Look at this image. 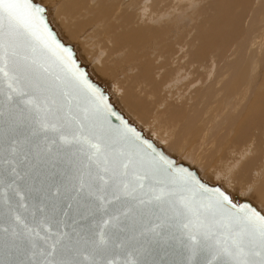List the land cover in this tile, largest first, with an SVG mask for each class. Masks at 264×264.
I'll return each instance as SVG.
<instances>
[{
	"label": "snow or ice",
	"instance_id": "1",
	"mask_svg": "<svg viewBox=\"0 0 264 264\" xmlns=\"http://www.w3.org/2000/svg\"><path fill=\"white\" fill-rule=\"evenodd\" d=\"M44 12L0 0V264H264V211L131 127Z\"/></svg>",
	"mask_w": 264,
	"mask_h": 264
},
{
	"label": "bare ground",
	"instance_id": "2",
	"mask_svg": "<svg viewBox=\"0 0 264 264\" xmlns=\"http://www.w3.org/2000/svg\"><path fill=\"white\" fill-rule=\"evenodd\" d=\"M35 1L39 3L43 0H40L39 2L37 0ZM48 1L45 2L47 3ZM82 1L83 0H62L61 6L54 5L55 7L50 8L55 11L57 17L61 16L60 18L63 20V25L64 23L66 24V27L69 29L71 35H74L75 30L77 31L86 23L84 21L86 20L84 16L88 14L87 11L91 12L92 10H95V13H93L90 17L91 28L89 29H92L95 24L100 29L102 27V31H99L100 29L98 30L97 28V31L102 33L103 28L106 25L108 30L116 32L110 35L112 39L109 36L107 37L109 40L106 38L107 41H110V39L113 41L112 48H108L109 45L108 47L104 48H108L105 50L107 51L108 58L112 53H116L115 50L117 49L126 53L124 58L121 59L120 62L118 61L116 66L114 64L115 62L112 63L113 65L111 68V74L116 71V68L117 70L121 68L120 70H123L124 73L122 75L123 77L121 76L122 80L120 82H117L116 79L115 84L110 83L109 85H111L113 91L115 90V96L117 92L120 91L117 97H119L124 102L129 111H131L135 117L141 118L145 116V118H147L146 116L149 109H153V107L155 108L152 110V114L154 113V116L152 117L150 124H152V130L154 131L152 136L157 138L155 140L153 137H150L151 135H148L149 133H145L148 137L163 147L164 151L168 155L176 158L178 161H183L189 166L194 167L198 171L200 177L206 181L208 180L204 178L203 174L206 173L205 169L207 168L210 169L218 166L221 168H227L228 172L230 170H234V173L238 176L235 179H233L231 177L232 175L230 176L228 172V174L226 172L225 174L215 173L216 176H213L215 178L217 177L223 179V184H221L225 187V183H227L228 186L226 187H228V189L230 184H233L234 181H237L236 179L240 177H242L244 180L248 179L249 174L247 175L246 171L251 173L255 166H257V168H264V141L258 142V137L262 136L261 132L259 136V131L262 129H258L257 127H264V89L260 85L256 86L253 84L254 80L256 81L257 78L258 80L261 78L259 71L261 72V67L264 65V0H212L210 3H208L209 8L212 11L208 18L206 17L205 19H202L203 11L198 13L200 21L196 25L197 29L195 30L196 34L194 38H191L192 35L189 38V34L187 32V28H189L187 27V20L189 19H187L188 16L186 17L187 20H182L181 18L182 21L178 23L177 18L183 15V11L182 9L179 10L178 8H172L171 6L174 4L169 6L166 2H164L169 7L166 5H160L157 7L154 0H128V2L125 0H120L121 3L119 2L117 4H113L114 2L112 1L113 3L111 2V4L109 2L110 5H117V7H119L120 5H123L122 2L125 1V8L135 9V7H138V9L135 11V17L131 15V13L128 14L120 10V12H122L117 17L119 19V21H117L118 23L116 22L117 24H109V10H107L108 6L106 8L101 7L104 5L105 0H96V3L93 5L90 3L89 5H85V2L82 3ZM118 1L119 0H117V2ZM191 2L193 1L191 0L190 3ZM170 3L172 4L171 0ZM50 6H52L51 3ZM178 6L180 7V5ZM183 6L184 8L186 7L184 4ZM44 7L47 10L48 20L55 28L57 35L65 43L70 44L68 41L66 42L62 38V36L65 37V35H62L63 33H61L62 36L60 35L62 30L61 25L59 26L57 23H55L56 21H53V23L51 22L48 14V7ZM201 9L198 7V11ZM68 10H72L75 15L67 14ZM195 10L197 11V8ZM113 12L115 11L113 10ZM53 17L55 19L57 18L55 16ZM114 20L116 19H113L112 23H114ZM82 21H84V23H82ZM54 23L57 27L59 26V28H57ZM156 23H158V25H154ZM71 25L75 28V30H70ZM172 25L175 26V32L177 30L178 34L177 32L175 34L174 29H169V27ZM242 25H244V27H242ZM166 27H168L167 30ZM58 29H60V32H58ZM93 31L97 32L96 30ZM141 31H148L152 37L156 36L155 38L147 40L150 43V48L148 46H145L146 48L143 47L142 36L140 35ZM88 32L85 33L88 34ZM192 32L194 33V31ZM227 32H229L230 37L233 36V38L237 39L236 43L233 42L234 46L231 42L226 44L224 43V38L228 34ZM231 32L232 35L230 34ZM166 33L167 35H169L168 33H172L171 37H167ZM91 34H88L89 36L85 35L88 40L84 41L86 45L90 43L88 44L89 46H87V48H91L92 45V48L95 50L96 56L93 58L91 57L94 64L96 66H101L103 65L101 57V54L103 53H98V51L102 52L99 48V45L101 44L98 45V43L101 42L96 41L93 43V39L95 38L89 40V38L93 37L92 35L98 36V33ZM108 34L109 33H106V35ZM163 34L166 35V38L163 37L164 39H161L159 36H162ZM68 39L66 38V40ZM70 45L73 46L75 51H77L74 45ZM87 48L85 46L84 49L88 51L89 49ZM92 48L91 50H93ZM231 48L232 50H230ZM91 50L90 52H93ZM226 51H228V54H226ZM131 52H135L136 55L131 56ZM87 54L92 55V53ZM153 55L154 60L151 62L150 57ZM81 58L80 60L84 62L85 58L84 60ZM258 58L261 60L260 63L257 61ZM105 59L107 60V57ZM158 59L159 62L154 64ZM254 62H256V66H253ZM131 64H135L136 71L135 73L131 72L132 74H128L133 69H130ZM172 64L174 65L172 66ZM242 64H244L246 70L250 71H239V68ZM90 66L89 76L96 81V79L99 77H95V79L94 75H96L95 73L98 72L94 73L95 70L91 72ZM92 67L94 66H91V68ZM103 69L104 68L99 69V71H105ZM183 69H188L189 75L186 74L184 77L179 76L177 78L176 74L180 71H184ZM161 70L163 71L159 75L158 72L154 73L155 71ZM253 70H255L256 74H252L254 72ZM120 74L122 73L120 72ZM156 75L158 76L155 77ZM175 77L177 78L175 79L176 81L173 80ZM187 77L192 79L191 82L193 81V83L189 86V89H195L191 94H186L188 93V87L186 86V93L183 92V95H179L180 91L178 92L176 90L177 95L173 96H175L174 98L176 99L181 98V100L183 99L184 102H188V106L185 107V113L187 116H194V118L184 124L183 127L180 125H171L172 119L178 117L181 112L180 110H174L173 112L167 111L168 105L166 102V96L168 95L169 98H173L171 97V92L167 89H171V91H173L172 88H180V84H178L179 81L187 82L185 81ZM165 80L167 83L169 80H173L176 83L173 82L162 89V85L166 83ZM250 81H252L253 85H249ZM125 82L126 84L122 88H119V85H117V83L123 85ZM237 87H240L241 89H238ZM159 90H164L163 92L166 93L164 98H161V92ZM108 92L109 94L111 93L110 91ZM110 100L126 116L129 114L132 116L131 113H128V115L126 114V112L120 107L119 100L118 104L112 95L110 96ZM148 103H150L151 106H149ZM146 105L148 106V111L146 110ZM157 120H159V125L156 123ZM253 125L255 129H253V136L248 142L250 145L246 143V147L243 146L244 144L240 146L237 141L241 143ZM142 127L140 128L143 129ZM222 142H225L226 146L228 147L226 150L227 155L231 154L232 152L240 151L241 157L238 162H235L234 158L230 160L232 155L228 159H220V155L225 148ZM184 149L185 152H183ZM206 150L208 151L209 155L204 158L206 153L204 155L201 153L205 152ZM201 156L204 159H201ZM182 157L188 159L190 162L192 160L197 161L201 165V168H198L200 167L199 164L198 166L193 164L195 161L189 163L187 160L182 159ZM213 157H217L218 160L212 161ZM229 162L231 163L230 166H228ZM202 168H204V170ZM255 173L256 174L254 175L256 178H262L258 180L256 187H252L254 190L248 187L247 191H245V197L243 196L244 194L241 195L239 192V195L237 194V196L241 195L242 197L249 199L259 209L264 211V207L262 205L264 204V175L263 171L260 173L256 170ZM250 176L252 177V175ZM217 178L216 182H221L219 180L217 181ZM255 180L257 181V179H254L253 183H255ZM229 181L233 182L230 183ZM251 183L250 185L252 186ZM210 184H215V182H211ZM249 190L250 192H248ZM249 193H251V195H248ZM252 197H257V202H255V198L253 199ZM258 201H260V203H258Z\"/></svg>",
	"mask_w": 264,
	"mask_h": 264
},
{
	"label": "rangeland",
	"instance_id": "3",
	"mask_svg": "<svg viewBox=\"0 0 264 264\" xmlns=\"http://www.w3.org/2000/svg\"><path fill=\"white\" fill-rule=\"evenodd\" d=\"M38 2L40 1V0H37ZM42 1V0H41ZM45 1H48V0H43L42 2H39L41 5H43V6H46V7H48V10H49V12H48V14H49V17H50V20H51V22L53 23V21L55 22V23H57L59 26L61 25V32H60V29H58L59 31L58 32H60V35H61V33H63L62 35H65V37L68 39V40H66V38L65 37H63L62 35V38L67 42L68 41V43H70V44H72V45H74L75 46V49L77 50V55H78V57L79 58H81L82 56V60H84V58H85V60H84V62H86L85 64H88L89 66H90V64H91V66H94V67H92L91 68V66H90V71L92 72V71H94V73L95 72H98V73H95L96 75H94V73H93V75H94V78L96 77V78H98V79H96V81H99V80H101V81H99L106 89H109L108 91H110L111 93V95L114 97V100L115 99H118L119 97H117L118 96V94H119V92H117V94H116V96H115V94H114V91L112 90V87H111V85H109L110 83H116V79H117V82H120L121 80H122V75H123V70H120V69H118L117 70V68H116V71L113 73V74H111V68H112V63H114L115 64V66H116V64H118V61L120 62V60L121 59H123L124 58V56H125V52H123L122 50H119V49H117V50H115L116 51V53H112L110 56H113V57H110L109 56V58H108V55H107V51H105V50H107L108 48H112V38H111V36L110 35H112V33L114 34V33H116L115 31L113 32L112 30H108L107 29V27H106V25L104 26V28H103V32L102 33H100V32H98L97 31V28H98V26H96L94 23V27H92V29H89V28H91V22H90V20H91V16H92V14L93 13H95V10H92L91 12L90 11H87L88 12V14H86L84 17H85V19L86 20H84L86 23L81 27V28H79L77 31L75 30V28L71 25V27H70V30H75V33H74V35H71L70 34V32H69V29L66 27V24L64 23V25H63V20H62V18H60L61 16H59V17H57V14L55 13V11L53 10V9H51L52 7H55L54 5H57V6H61V2H62V0H49L47 3L45 2ZM88 1V0H87ZM87 1H82V3L83 2H85L84 4L85 5H89V3L91 4V5H93V4H95L96 3V0H89V1H92V2H89L88 1V3H87ZM105 1H106V3H105ZM104 1V5H102L101 7H107V10H109V13H110V16H109V13H108V17H109V20H108V23L109 24H115L117 21H119V19L117 18L118 17V15H120V13L122 12V11H124L125 13H128V14H130L131 13V15H133L134 17H135V11L138 9V7H135V9H128V8H125V6H124V3H125V5H126V2H128V0H125L124 2H122L123 3V5H120L119 7H117V5H110L111 4V2L113 3V4H117V3H121V1L119 0L118 2H117V0L115 1V0H105ZM151 1H153V0H151ZM180 1V0H179ZM179 1H177V0H171V2H172V4L170 3V0H154V2H155V4H156V6L157 7H159L160 5L162 6V5H166V6H171V5H173V6H171L172 8H178L179 10H181L182 9V11H183V15L182 16H180L179 18H177V21H178V23L180 22V21H182L183 19H186V17H187V21H188V23H187V27H189V28H187V32H188V34H189V38L191 37V35H192V37L191 38H194V36H195V34H196V25H197V23L200 21V17H199V12H201V11H203V16H202V19H205L206 17L208 18L210 15H211V13H212V11L210 10V8H209V4L208 3H210L212 0H192L193 2H191L190 3V1L191 0H181L180 1V3H179ZM51 3V5L52 6H50V3ZM109 2H110V4H109ZM163 2V3H162ZM164 2H166V3H164ZM175 2V3H174ZM44 3V4H43ZM193 3V4H192ZM206 3V4H205ZM102 4H103V2H102ZM180 5V7L178 6V5ZM181 4H182V6H181ZM183 4L186 6L185 8H184V6H183ZM208 4V5H207ZM48 5V6H47ZM127 5H128V3H127ZM83 6V5H82ZM94 6H96V5H94ZM168 6V7H169ZM178 6V7H177ZM51 7V8H50ZM83 7H85V6H83ZM140 7V6H139ZM182 7V8H181ZM198 7H199V9H201V10H199L198 11ZM201 7V8H200ZM207 7V8H206ZM111 8H113V9H111ZM197 8V11L195 10V9ZM209 8V9H208ZM113 10L115 11V12H113ZM120 10H122L121 12H120ZM128 12H127V11ZM185 10V11H184ZM193 12H195V13H193ZM112 13V14H111ZM114 13V14H113ZM56 14V15H55ZM67 14H69V15H72V14H74L73 13V11L72 10H68V12H67ZM117 14V15H116ZM187 14V15H186ZM75 15V14H74ZM53 16H55V17H57L56 19L53 17ZM190 16V17H189ZM110 17H112L113 19H116V20H114V23H112L113 22V19L112 18H110ZM181 18H182V20H181ZM193 18H195V19H193ZM60 19V20H59ZM118 19V20H117ZM98 20V19H97ZM163 20H165V19H163ZM84 21H82V23H84ZM103 21V20H102ZM55 23H54V25H55ZM104 23V22H103ZM118 23V22H117ZM116 23V24H117ZM196 23V24H195ZM135 24H136V22H135ZM191 24V25H190ZM154 25H158V23H156V24H154ZM56 26V25H55ZM59 26L57 27V28H59ZM93 26V25H92ZM133 26V25H132ZM153 27H155V26H153ZM242 27H244V25H242ZM94 28V29H93ZM175 28V26L174 25H172V26H170L169 27V29H174ZM192 28V29H191ZM100 28H98V30H99ZM168 29V27H166V30ZM90 31V32H88V31ZM93 30H96L97 32H95V31H93ZM231 30V29H230ZM264 30V29H263ZM99 31H102V27H101V29L99 30ZM190 31V32H189ZM192 31H194V33L192 32ZM88 32V34H91V32H92V34H96V33H98V36L97 35H92L93 37L92 38H89V40L90 39H93V38H95V39H93V43H95L96 41H98V42H101V43H98V45L99 44H101V45H99L100 47V51H102V52H99L98 51V53H103V54H101L102 56V61H103V65H101V66H96L95 64H94V62H93V57L94 56H96V54H95V50L92 48V45H91V48L93 49V50H91V48L89 47V48H87V46H89L88 44H90V43H88L87 45L85 44V41L86 40H88L87 39V35L88 34H86V33ZM94 32V33H93ZM105 32V33H104ZM174 32H175V29H174ZM176 32H177V34H178V31L176 30ZM176 32H175V34H176ZM64 33H66V34H64ZM106 33H109L108 35H106ZM111 33V34H110ZM228 33V34H227ZM226 34V36H225V38H224V43L226 44V43H228V42H231L232 43V45L234 46V43H236V41H237V39L236 38H233V36L232 37H230V35H229V32H227ZM100 34V35H99ZM169 35H167V33H166V35H167V37H171V34L170 33H168ZM231 35H232V32L230 33ZM86 35V36H85ZM106 35V36H105ZM140 35L142 36V42H143V47L144 48H146L147 46L150 48V43L147 41V40H149V39H151V38H155L154 36L152 37L151 36V34H149L148 33V31H141L140 32ZM164 35V36H163ZM162 36H159L161 39H164L163 37H165L166 38V35L165 34H163ZM72 36H73V41H72ZM85 38H84V37ZM89 36V35H88ZM110 37L111 39H110V41H107V40H109V38H107V37ZM70 37H71V39H70ZM147 37V38H146ZM158 37V36H157ZM75 38V39H74ZM79 38V39H78ZM106 38H107V40H106ZM145 38V39H144ZM103 41H102V40ZM83 42H82V41ZM85 40V41H84ZM104 40H105V42H104ZM146 42H145V41ZM231 40V41H230ZM150 41H152V40H150ZM82 42V43H81ZM234 42V43H233ZM79 43H80V47H79ZM84 43V44H83ZM111 43V44H110ZM147 44V45H146ZM230 44V43H229ZM82 45V46H81ZM86 46V48L87 49H89L88 51L87 50H85L84 48H85V46ZM104 45V46H103ZM108 45H109V47H108ZM111 45V46H110ZM146 46V47H145ZM83 47V48H82ZM104 47H108V48H104ZM233 48V47H232ZM232 48L230 49V50H232ZM104 49V50H103ZM85 50V51H84ZM90 50L91 51H93V52H90ZM110 50V49H109ZM87 51V52H86ZM104 51H105V53H104ZM79 52V53H78ZM87 53H92V55L91 54H87ZM120 53H122V54H120ZM150 53V52H149ZM84 54V55H83ZM115 54V55H114ZM226 54H228V51H226ZM100 55V54H99ZM133 55H136V53L135 52H131V56H133ZM92 57V58H91ZM107 57V60L105 59ZM163 57H165V56H163ZM163 57H162V59H163ZM142 59H144V58H142ZM153 60H154V55L153 56H151L150 57V61L151 62H153ZM106 61V62H105ZM132 61V60H131ZM257 61L260 63L261 62V60L258 58L257 59ZM256 61V62H257ZM159 62V59L154 63V64H157ZM256 62H254L253 63V66H256ZM257 62V63H258ZM174 64H172V66H173ZM264 65H262V67H261V72L259 71V73L261 74V78H259V80H258V78H257V80L255 81L254 80V85H256V86H261V87H263V89H264ZM102 68H104L103 70H105V71H99V69H102ZM133 68V69H132ZM216 68V67H215ZM218 68V67H217ZM92 69V70H91ZM130 69H132L128 74H132V73H135V71H136V69H135V64H131V66H130ZM219 69V68H218ZM241 69V70H240ZM243 69V70H242ZM184 70V69H183ZM188 70V69H187ZM187 70H184V71H180V72H178L176 75V77L178 78L179 76H182V77H184L186 74H188L189 75V70L187 71ZM247 71V72H249L248 70H246L245 69V66H244V64H242L241 66H240V68H239V71ZM162 71L163 70H161V71H155L154 73H157L158 72V75L160 74V73H162ZM186 71H187V73H186ZM244 71V72H245ZM254 72H255V70H253ZM120 72L122 73V74H120ZM132 72V73H131ZM252 73V74H256V72L255 73ZM182 73V74H181ZM185 73V74H184ZM100 75V76H99ZM158 75H156L155 77H157ZM122 76V77H121ZM174 78L173 80H175V79H177V78ZM190 77H187L186 78V80L185 81H187V82H184V81H182V82H184V83H182L181 81H179V83L178 84H180L179 86H180V88H177V89H173L172 88V90L173 91H171V89H167L168 91H170L171 92V97H173L172 99L171 98H169V96L167 95L166 96V93H164L163 91L164 90H162V91H160L161 90V88H160V92H161V98H164L165 96H166V102H167V105H168V108H167V111L168 112H173L174 110H180V112H181V114L178 116V117H176V118H174V119H172V121H171V125H180V126H184V124H186L187 122H189V121H191L193 118H194V116H187L186 115V113H185V107H187L188 105H187V103L188 102H184L183 101V99L181 100V98H174L177 94V91L179 92V95H183V92H185L186 93V89H187V87H188V89H187V92L188 93H186V94H191L192 93V91L195 89V88H190L189 89V86L193 83V81L191 82V80L192 79H189ZM191 78H193V77H191ZM115 79V80H114ZM188 79V80H187ZM128 80H129V78H128ZM171 81V80H169L170 81V83H169V81H168V83H167V81H166V83H164L163 85H162V89L164 88V87H167L169 84H171V83H173V82H175V81ZM109 81H111V82H109ZM107 82V83H106ZM109 82V83H108ZM188 82H190V83H188ZM176 83V82H175ZM126 84V82L123 84V85H121V84H119V83H117V85H119V88H122L124 85ZM252 84V81H250L249 82V85H253ZM109 86V87H108ZM181 86H183V87H181ZM187 86V87H186ZM186 87V88H185ZM196 87V86H195ZM182 88H183V91H182ZM238 89H241L240 87H237ZM179 89V90H178ZM177 90V91H176ZM113 93V94H112ZM163 93V94H162ZM185 94V95H186ZM165 95V96H164ZM173 95H175V96H173ZM120 99V98H119ZM118 99V100H119ZM118 100H115L118 104H119V102H120V107L126 112V114L128 115V113H131V115L132 116H134V114L131 112V111H129V109L127 108V106L124 104V102L120 99L119 100V102H118ZM180 100H181V103H180ZM180 103V104H179ZM148 105L149 106H151V104L150 103H148ZM154 105H155V103H154ZM153 109H155L154 107H153ZM153 109H149V111H148V106L146 105V110L148 111V113H147V118H145V116H143V117H141V118H137V117H132V116H130V114L128 115V116H126V117H128L133 123H135L136 125H138L139 127H142V126H145V127H142L143 129L142 130H146V131H144L145 133H149L148 135H151L150 137L152 138L153 136H152V133L154 132L153 130H152V124H150V121H151V119H152V117L154 116V113L152 114V110ZM128 112H127V111ZM157 112V111H156ZM150 113V114H149ZM159 113H160V111H159ZM169 114V113H168ZM170 115V114H169ZM264 120V119H263ZM156 123H157V125H159L158 123H159V120H157L156 121ZM258 127V129H262V130H260L259 131V136H260V132H261V137H258V142H263L264 140H263V136H264V127H262L261 128V126H257ZM253 129H255V127H254V125L252 126V128L251 129H249L250 131H248L247 132V134H246V136H245V138H244V140H242V142L241 143H239L238 141H237V143L240 145V146H242L243 144V146H245L246 147V145L248 144V142L250 141V138L253 136ZM148 131V132H147ZM151 133V134H150ZM156 137V136H155ZM154 138V137H153ZM157 138V137H156ZM156 138H154L155 140H156ZM157 141H159V140H157ZM216 142V141H215ZM247 143V144H246ZM222 144L225 146V148H224V150H223V152H222V154L220 155V159H223V158H225V159H228L229 157H231V155H232V157L230 158V160H232L233 158H234V160H235V162H238L239 160H240V157H241V154H240V151H238V152H232L231 154H226V150L228 149V147L226 146V144H225V142H222ZM246 144V145H245ZM248 145H250V144H248ZM252 149H253V147H252ZM241 150V149H240ZM254 150V149H253ZM183 152H185V149L183 150ZM206 153V156H204V158L205 157H207L209 154H208V151L206 150L205 152H202L201 154H205ZM200 154V155H201ZM223 155V156H222ZM214 156H216V155H214ZM228 156V157H227ZM180 157V156H179ZM181 158V157H180ZM201 159H204L202 156L200 157ZM214 158V157H213ZM212 158V161H216V160H218L217 159V157L216 158H214L213 159ZM182 159H184V160H187L189 163H191V162H193V161H195V160H192L191 162L188 160V159H185V158H183L182 157ZM244 160H246V159H244ZM197 164H196V163ZM195 162H193V164L195 165V166H198V162L197 161H195ZM200 165V164H199ZM231 165V163L229 162V165L228 166H230ZM257 165V164H256ZM198 168H201V165H200V167H198ZM203 170H204V168H202ZM208 169V170H207ZM207 169H205L206 170V173H205V171H204V173L206 174H203V172H202V174L204 175V178H206L208 181H209V183H211V182H215V183H218V184H220V185H222L223 183H222V181H224L223 179H221V178H217V181L219 180V181H221V182H216V178L215 177H213L214 175L216 176V174H225V172L227 173L228 172V169L227 168H221V167H218V166H216L215 168H207ZM238 169V168H237ZM219 170V171H218ZM256 170L258 171V172H260V173H262V171H263V175H264V168L262 167V168H257V166H255L254 167V169H253V171L250 173L249 171H246L247 172V175H248V179H246V180H244L242 177H240V178H238V179H236L237 181V183L234 181H229L230 183H232L233 182V184H230L229 185V189H228V187H226V186H228V184L227 183H225V187L228 189V190H230L231 192H234L236 195L238 194L239 195V193H241V195H243L244 197H245V195H246V192L245 191H247V189H248V187H250V188H254V187H256V185L258 184V180L259 179H261L262 177H259V179L258 178H256L255 177V175L254 174H256L255 172H256ZM214 173V174H213ZM216 173V174H215ZM229 175L233 178V179H235V178H237L238 176L234 173V170H230L229 172ZM227 173V174H228ZM259 173V174H260ZM250 175H252V177L250 176ZM247 177V176H246ZM242 178V179H241ZM254 179H257V181L255 180V183H253L254 182ZM231 180V179H230ZM239 180V181H238ZM253 180V181H252ZM264 180V179H263ZM240 181H241V183H240ZM243 182H245V183H243ZM252 184V186L250 185V183ZM222 183V184H221ZM240 183V184H239ZM249 185V186H248ZM233 187V188H232ZM242 187V188H241ZM247 187V188H246ZM246 188V189H245ZM252 188V189H253ZM234 190V191H233ZM243 190V191H242ZM254 190V189H253ZM242 191V192H241ZM239 192V193H238ZM245 192V193H244ZM248 192H250V190L248 191ZM240 195V196H241ZM242 197V196H241ZM243 197V198H244ZM250 198V197H249ZM253 199L255 198V197H252ZM251 198V199H252ZM252 199V200H253ZM255 202H257V197L255 198ZM258 203H260V201H258ZM257 203V204H258ZM259 205V204H258ZM263 205V207H264V204H262ZM261 206V205H260ZM262 207V206H261ZM262 207V208H263Z\"/></svg>",
	"mask_w": 264,
	"mask_h": 264
},
{
	"label": "water",
	"instance_id": "4",
	"mask_svg": "<svg viewBox=\"0 0 264 264\" xmlns=\"http://www.w3.org/2000/svg\"><path fill=\"white\" fill-rule=\"evenodd\" d=\"M34 2L37 3L35 0H34ZM37 4H39V3H37ZM40 5H41V4H40ZM41 6H42V5H41ZM43 7H44V6H43ZM44 8H45V7H44ZM44 18H45V22H46L47 25H48L49 30H50V31L52 32V34L56 37V39H57V40H58L63 46L68 47V48H70V49L72 50V52H73V58L75 59L77 65L81 68V70H83L84 72H86L89 81H90L92 84H94L97 88H99V89L104 93L105 96L109 97V103L113 106L114 110H115L119 115H121L122 118H123L127 123H129V125H130L131 127H134L137 131H139V132L143 135L144 138H146L150 143H152L154 146H156L159 150H162V151L164 152L165 155H167V156H168L169 158H171V159H174V160L177 161V162L182 163L184 166L189 167L194 173L198 174V171H197L194 167H191V166H189L188 164L184 163L183 161H178L176 158H174V157L168 155V154L164 151V148H163V147H161L160 145H158L157 143H155V141H153L150 137H148V136L145 134L144 130H142L138 125H136L135 123H133L128 117H126V115H125L123 112H121V111H120V110H119V109H118V108L112 103V101L110 100V96H111V95L109 94L108 90H107V89H106L101 83H99L98 81H95L94 79H92V78L89 76V66L80 60V58L77 56V51L74 50L73 46H71L70 44L65 43V42H64V41H63V40L57 35V32L55 31V28L51 25V23H50L49 20H48V17H47V10H46V8H45V12H44ZM113 123H118V121H115V120L113 119ZM2 126H3V118L0 117V130H2ZM198 176H199V178H200L203 182H205V183L208 184L209 186L220 185V184H218V183L210 184L208 181H206L205 179L201 178L199 174H198ZM235 199L237 200V202H242V201H245V200H249V199H247V198H243V197H241V196H237V195H235ZM251 203H252V202H251ZM252 204H253V203H252ZM253 205H254L258 210H261V209H259L255 204H253ZM0 208H2V205H0ZM261 211H262V210H261ZM73 219H79L78 217L75 216V213H74V212H73V213H70V218L67 219V221H66V222L68 223V225H69V229H68L69 231H71V226H72V220H73ZM8 226H9L8 223H7L2 217H0V229H3L4 227H8ZM0 235H2V233H0ZM0 258H7V257L5 256V254H4V252H3L2 249H0Z\"/></svg>",
	"mask_w": 264,
	"mask_h": 264
}]
</instances>
